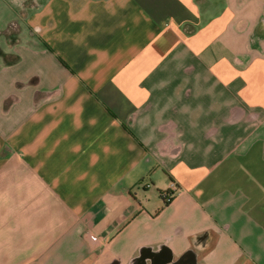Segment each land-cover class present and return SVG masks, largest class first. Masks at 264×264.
Listing matches in <instances>:
<instances>
[{
	"label": "crops",
	"instance_id": "1",
	"mask_svg": "<svg viewBox=\"0 0 264 264\" xmlns=\"http://www.w3.org/2000/svg\"><path fill=\"white\" fill-rule=\"evenodd\" d=\"M0 264H264V0H0Z\"/></svg>",
	"mask_w": 264,
	"mask_h": 264
},
{
	"label": "trees",
	"instance_id": "2",
	"mask_svg": "<svg viewBox=\"0 0 264 264\" xmlns=\"http://www.w3.org/2000/svg\"><path fill=\"white\" fill-rule=\"evenodd\" d=\"M165 194H169V191L166 190V191H160V196L161 198L163 199V204H167V196H165Z\"/></svg>",
	"mask_w": 264,
	"mask_h": 264
},
{
	"label": "built area",
	"instance_id": "3",
	"mask_svg": "<svg viewBox=\"0 0 264 264\" xmlns=\"http://www.w3.org/2000/svg\"><path fill=\"white\" fill-rule=\"evenodd\" d=\"M169 191V190H168ZM165 196H167V202L171 199V196H172V192L169 191V194H165ZM91 239L95 240L96 237L94 235H90Z\"/></svg>",
	"mask_w": 264,
	"mask_h": 264
}]
</instances>
